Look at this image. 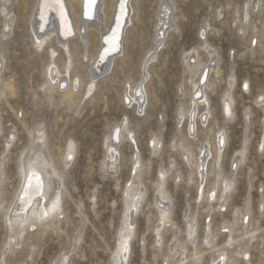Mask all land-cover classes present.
<instances>
[{
	"label": "rangeland",
	"instance_id": "374dc122",
	"mask_svg": "<svg viewBox=\"0 0 264 264\" xmlns=\"http://www.w3.org/2000/svg\"><path fill=\"white\" fill-rule=\"evenodd\" d=\"M4 1L0 0V9ZM64 1L75 28L74 13L77 19L81 10L79 8L72 11L69 2ZM117 1L99 0L98 7L96 6L98 13L90 23L92 28L82 31L86 39L84 43L81 42L83 44L79 48L82 55H75L74 68L83 74L86 81L89 64L83 49L87 47L86 52L90 58L98 59L102 46L99 32H109L115 20L113 18ZM132 1L127 3L126 8L129 7L130 10V7L134 6L132 10L136 12H131L134 14H130L134 17L133 21L127 31L124 30L126 33L123 36L121 53L113 59L111 65H105L106 68L104 66L100 77L95 76L97 90H94V97L84 101L81 110L76 111L59 103L57 95H54V101L46 97L48 92L43 81L47 55L37 50L31 38V24L39 0H9L7 6L12 15L16 16V22L11 39L3 43L0 41V57L5 58L1 73L3 82H0V116L3 125L0 159H4L8 154H3L5 138L12 139V135H15L16 145L4 162L5 181L0 189V264H57L66 252L71 254V264H112L126 210L124 189L129 181L128 186L132 183L133 156H138L139 153L145 164L142 168V183L148 193L141 212L133 218L135 236L131 241L128 264H175L182 261L180 254L191 258L184 264H196L195 250L188 243V226L184 217L187 211L198 223V244L201 252L199 264H212L213 256L218 257L216 253H205L202 258V250L207 251L208 248L202 246V237L206 224L209 223L212 233H216V243L222 245L220 248L226 247L228 250L227 261L232 258V261L237 260L236 264H245L248 260L251 264H264V109L256 104L264 95V43L259 44V37L264 33V0L260 3V8L255 5V11L250 9L251 6L248 7V0H172L176 8L173 12V24L176 27H165L166 34L162 46L152 60L150 56L156 46V21L163 0ZM100 8L102 10H99ZM248 13L250 18L246 20ZM242 18L244 25L248 24L245 35L241 34L244 26L239 29ZM49 20L48 30L52 29L51 17ZM3 23L0 11V39L4 30ZM205 42H208L218 57V62H213L212 65L219 63L221 70V75L215 77L214 88L208 90L212 116L207 126L216 131L225 127L227 140L223 145L224 157L221 160L220 172L222 180H234L232 189L227 193L228 202L221 210L215 209V212L207 208L206 202L202 204L201 196L198 198L196 176L190 181V173L193 170L190 162L182 156L181 151L176 152L173 148L182 138V132H187L188 128L187 118L183 116L184 110L191 104L187 57L192 51L196 54L199 50L202 60L207 59L201 50ZM148 60L150 69L146 77H149L144 80L147 91H142V108L139 111L143 112L139 115L136 108H133L134 105L125 104L124 97L129 94L130 86H138L142 82L143 62ZM61 62L62 60L59 62L60 66ZM81 63L85 67H79ZM9 80L16 85L15 93L5 87V82ZM191 80L194 81L195 78ZM246 80L249 84L248 90L242 88ZM232 83L233 89L229 85ZM228 90L233 92L235 113L233 121L225 122L221 96ZM127 118L129 129L136 134V141L133 139L119 143L116 160L120 168L118 173L114 174L104 166L106 161H110L107 159L109 154L105 146L106 140L114 130L121 133ZM38 126L47 131L44 155L53 158L58 164L59 174L63 175L62 222L58 225L57 221L52 219L46 226L55 225L57 228L53 227L50 231L44 226L39 229L31 227L29 230L28 224L25 229L29 230V240L16 247L15 253L11 255L7 244L13 245L14 241L9 239L10 231L6 218L10 205L17 199L21 188L20 164L32 157L30 150L38 143L32 144L26 129L32 130ZM199 126L202 130L207 127L204 124ZM155 137H160L161 140L159 149L162 153L158 156L152 155L154 145H150ZM205 137L213 144L218 142L214 133L203 134L202 131L198 137L191 140L197 145L198 141L204 140ZM71 141L74 143L73 161L65 168L61 159L65 157ZM244 146L247 148L244 162L238 165L239 167L233 166L236 152ZM194 153L197 158L199 149L194 148ZM171 157L175 160V167L169 175L167 190L172 198L171 218L177 224L178 234L175 237L172 231H162L163 240L158 241L156 228L159 222L157 209L153 205L154 188L161 168H172ZM212 157L208 159V169L219 170L212 163ZM179 172L183 178L176 181L174 176ZM212 176H208V181L204 184L206 192L213 189ZM222 180L219 183L221 192L225 187ZM248 196L251 206L250 223L247 226L244 225V222L248 223L247 217L244 221V212ZM2 201L4 205L1 204ZM238 208L240 210L236 214ZM237 216L241 219H237ZM225 224L227 227L234 224L232 236L235 240L239 238L231 246L228 245V228L225 229ZM249 231L257 232L254 233L257 238L251 245H247L248 238L245 236ZM175 245H186L187 251L184 252L180 248L174 250ZM245 250L249 251V257L244 258L238 254ZM4 253L6 257L2 259Z\"/></svg>",
	"mask_w": 264,
	"mask_h": 264
},
{
	"label": "bare ground",
	"instance_id": "6f19581e",
	"mask_svg": "<svg viewBox=\"0 0 264 264\" xmlns=\"http://www.w3.org/2000/svg\"><path fill=\"white\" fill-rule=\"evenodd\" d=\"M66 1L69 2L68 4H70L71 6L70 9H72V11L79 8L81 10V15L77 19H76L77 15L76 13H74L76 27L73 28L72 20L71 17L69 16L68 10H66L68 8L65 5L66 3L64 0H39V3H37L38 8L33 18V22L31 24V31H32L31 38H33L37 50L42 51L47 55L48 62L44 70L45 77L43 81L44 88L48 92L46 97L49 100L54 101L55 100L54 95H57L59 103L65 105L70 110L75 109L77 111L79 109L81 110V106L84 101L91 100L94 97L95 95L94 90L97 88V80L95 79L96 78L95 76L97 75L99 76L100 73L103 71L104 66L105 65L107 66L108 64L111 65L113 59H115V57L119 53H121L122 41L124 40L123 36L127 31L126 29L132 23L134 18L130 16L131 12L134 11L132 10L134 6L130 7L131 9L129 10L128 9L129 7L126 8V5L127 3L130 2V0L117 1L115 7L116 14L114 15L113 18L115 20L112 23L109 32L104 33L103 30L99 32V36L102 39L101 40L102 46L100 51L98 52V59L96 60L97 57L95 58L96 61L93 60V58H90L89 53L86 52L87 47H84L85 49H83V51L85 52V57L89 64L88 67L86 66L88 73V79L86 81L83 74L80 73L76 68H74L75 65L74 59L76 58L75 55L77 56L82 55L79 52V48L82 46V44L86 39V35H84L82 31L86 29L87 31H89L92 28L93 25H90V23L93 22V18L95 17V14L98 13V11H96L97 9L96 6L99 0H66ZM261 2L262 0H248L247 5L248 7L251 6L250 9L255 11L256 10L255 5L257 6V8H260ZM8 3L9 0H5L4 4L1 6L0 9L4 22L3 23L4 32L2 31L1 39H0L2 43L7 42L9 39H11L13 34V27L16 22V16L12 15L10 9L7 6ZM99 10L102 9L100 8ZM175 10L176 8L173 5L172 0L162 1L161 10L158 14V19L156 21V36H155L156 46L153 48V53L150 56L151 60L154 58V55L158 53L157 50L160 48V46H162V40H164L165 38L164 36L166 34L165 27L168 26V28L170 27L171 29L176 27L173 24L175 18L173 12ZM247 15L248 16L246 20L250 18V13H248ZM48 16L51 17L52 20L51 21L52 29L49 30L47 27L48 26L47 22L50 21L48 19ZM132 16H134V14ZM242 25L244 27L242 28L241 34L245 35L248 24L244 25L243 18L240 20L239 29L241 28ZM253 29L256 30L257 27H253ZM124 30H126L125 33ZM73 35L74 37H72ZM263 43H264V33L261 37H259V44L262 45ZM201 50L204 54H206L207 59L202 60L199 50H197L196 54L192 51V53L189 54V56L187 57V68L189 71L188 74L190 75V80H189L190 88L188 89V92L191 95L190 96L191 104L188 106L186 110H184L183 116L184 118H187L188 128H187V132L185 133L182 132V138L179 139V143L177 145H174L173 148L175 149L176 152L181 151L182 156L190 162V167L193 169L192 172L190 173L191 176L190 181H192L193 178L196 176V180L198 182V188H199L198 198H200L201 196L202 204L203 202H206L208 206L207 208L210 211L215 212V209L220 208L221 210V208H223L228 202L227 193L232 189L234 185V180L233 179L222 180V174L220 172L221 160L224 157L222 152L223 145L227 140L226 129L225 127H223L218 129V131H216L213 127L207 126L209 119L212 116V111L210 109L211 101L209 98L208 90L211 87L214 88L215 77L221 75L219 63L214 66L212 65L213 62L214 63L218 62L216 61L218 57L216 56V52L214 50L213 51L211 50V46L208 44V42H205L201 46ZM4 60L5 58L1 56L0 57L1 83L3 82L1 73L3 71ZM61 60H62L61 62L62 65L60 66L59 62ZM143 63L145 66L143 65L142 67V71H143L142 82L138 86H130V88L128 89L129 94L126 97H124L125 104L131 106L134 105L133 108H136L138 114L143 112V111H139L142 108L141 100L143 99V95L141 96V94L143 90H144L143 92L147 91L144 80L145 77L149 75V69H150L149 60ZM90 64L92 65L90 66ZM78 66L81 68H83V66L85 67V65H82V63L79 64ZM148 77H146V79ZM192 78H195V80L194 81L191 80ZM233 84L234 83L229 84L231 88L233 87ZM5 87L11 93H15L16 85L13 81L9 80L5 82ZM242 88L245 90L249 89V84L247 80L244 81V83L242 84ZM59 90H61V92ZM231 91L228 90L224 95L221 96V103H222L221 109L225 122L231 121L235 113L233 108L235 105V100H234L233 92ZM256 104L264 109V95L261 96L260 99L256 101ZM0 108H1V104H0ZM127 121L128 118L126 119L125 123L122 125L121 133H119L120 131L117 132L114 130V132H112L107 137L106 140L105 146L109 154L107 159H110V161H106L104 163V166L109 170L113 171L114 174H117L120 168V165L116 160L117 159L116 156L119 153L117 150V146L119 145L120 142L122 143L125 140L130 141L134 139L136 141L135 138L136 134L134 135V133L129 129L130 127ZM199 124H201V126L202 124H204V126L207 127L204 130H202V128L200 129ZM30 129L29 128L26 129L30 141L32 142V144H36L37 142L39 144L37 143V145L33 146L32 149L30 150V152L33 153L32 157H29V159L25 160L23 163L20 164V170L22 171L21 188L18 192L17 199L12 203V205H10L11 207L8 211L9 213L6 218L8 228L10 231L9 239L10 241L11 240L14 241L13 245H11L10 243L7 244L8 251L11 255L15 253L16 247H20L23 243L29 240L30 237L29 230L31 227H35L39 229L40 227L44 226L46 227L47 231H50L51 228L56 227L55 225H53L52 227L51 225L46 226V224L49 223L52 219H55L58 225L61 224L62 222L61 205L64 194L61 190L62 189L61 179L63 178V175L59 174L57 170L58 164L53 160V158H51V156H46L43 153L45 151L43 149H45V146L47 144L46 129L43 128L42 126H38L36 128H33L32 130ZM182 129L183 128H181V131ZM200 130L202 131L203 134L208 132L214 133L216 135L215 139H218V142L213 144L211 143V140L208 137H205L204 140L198 141L197 145L194 144V142L191 139L198 137L199 133L201 132ZM2 132H3V125L0 116V136ZM15 140H16L15 135H12V139H10V137L5 138V146L3 151L4 155L6 153L10 154L11 149L14 147V145H16ZM221 140L223 141V143H221ZM152 141L150 143V145H154L152 150V155L158 156L162 153V151L159 149V145L161 144L160 137L159 138L155 137L154 139H152ZM262 143H264V139L262 140ZM73 145L74 143L73 141H71V144L67 146V153L65 157L61 159V164L65 168L69 167L71 161H73L72 160L74 156ZM194 148H197L200 151V154L197 158L195 157ZM246 151L247 148L246 146H244L242 149L236 152V156L232 161L233 166L234 165L240 166V164L244 162ZM8 154H6L4 159L3 158L0 159V189L3 188V184L5 181L4 162ZM211 157L214 159L212 163L215 165V167L219 168V170L208 169V159ZM171 159H172V164H171L172 168L170 169L161 168L159 172L158 180L155 182V188H154L155 203L153 205L155 209H157V214H158L157 222H159L156 228V237L158 241L163 240L162 231L165 230L172 231V233L175 234V237H177L178 234L177 224H175L173 219L171 218L172 211L170 208L172 207L170 206L172 204V198L167 190V182L169 180V175L172 173L175 167L174 166L175 160L173 157H171ZM143 167H145V164L144 161L142 160V157L140 156V153L138 156L134 155L133 166L131 170V176L133 180L132 183L128 186V183L130 182L129 181L124 189V197H125L124 202H125L126 210L122 219V224L120 229L122 231L126 225L130 226L132 229L131 239L129 240L128 243V251L127 253L124 254V259L120 261V264H128L131 247H132L131 241L135 236L133 218L142 209L146 199V195L148 193V189L142 183ZM134 170H135V174L133 175ZM210 175H213L212 177L214 181V186L211 191L206 192L204 184L205 182L208 181V176ZM174 177L176 181L179 179L181 181L183 175L179 172V174H177ZM221 180L225 185L228 186L229 190L227 192L225 191V187L222 192L219 191L220 189L219 183ZM65 192L67 193L66 189ZM137 196L140 197L138 200L136 199ZM57 199L59 201L58 209L55 212H50L49 210L52 208L53 203L56 202ZM249 200H250V196H248L246 200V208L244 212V221L246 217L248 218V223L245 224L244 222V225L247 226L250 223L249 215H250L251 205ZM211 201L213 202L215 201L217 203L214 204ZM3 203L4 201H2L1 204ZM260 205L261 204H259V206ZM239 210L240 209L238 208L236 214L239 212ZM45 213L48 214L45 215ZM238 216L237 219L239 218ZM184 217L187 221V226H188L187 227L188 239H189L188 243L191 246H193L195 250V254H196V257L194 259L195 263L199 264L201 260V256H200L201 252L198 244V238H199L198 223L196 222V219L190 217L188 211L185 212ZM239 222L241 223V221ZM28 224H29V230H26L25 227ZM226 224H225V229L228 228L227 233L229 237L228 245L231 246L232 243L238 240L239 238L235 240V238L232 236V232H234L233 229L235 227L234 224L230 225L229 227H227ZM206 226L207 227L205 228L206 230L204 236L202 237V246L205 245L208 248L207 251L202 250V258L204 257L205 253H212V254L216 253L218 254L217 255L218 257L215 258L213 256L212 264H236L237 260L235 261L234 259L235 261L234 262L232 261L233 259L231 257L230 258L232 260L231 259H228V261L226 260V258L228 257V250L225 249L226 247L220 248L222 245L220 246L218 243H216L217 236L215 235L216 233L215 234L212 233L211 224L210 223L208 225L206 224ZM121 231L119 233L117 250L116 252H114L112 264H116L114 257L120 246ZM254 233L250 231L245 233V236L248 238V240L246 241L247 245L248 244L251 245L252 241L257 238L256 235H255L256 237L254 236ZM262 243H264V240L262 241ZM77 245H78V241L76 240L75 247H77ZM178 248H180L184 252L187 251L186 245L173 246L174 250H177ZM5 253L2 259H5L6 257ZM238 254H240L244 258L250 256L249 251L247 252L246 250L245 252L242 251V253H238ZM70 255H71L70 253L66 252L62 256V258H60L57 264H71L69 262ZM180 255L182 261L180 262L178 261L175 264H184L186 263V261L191 259L185 256L184 254H180ZM217 260L219 261L217 262ZM245 262H246L245 264H251L249 260Z\"/></svg>",
	"mask_w": 264,
	"mask_h": 264
},
{
	"label": "snow or ice",
	"instance_id": "6c2138e0",
	"mask_svg": "<svg viewBox=\"0 0 264 264\" xmlns=\"http://www.w3.org/2000/svg\"><path fill=\"white\" fill-rule=\"evenodd\" d=\"M221 143H223V141L221 140ZM71 158V157H69ZM229 190L228 186L225 185V191L227 192ZM140 197L137 196L136 199L138 200ZM59 206V201L57 199L56 202L53 203L52 208L49 210L50 212H55L58 209ZM48 213H45V215H47ZM166 216V214H165ZM131 227L130 226H125V228L121 231V240H120V246L119 249L117 251V253L115 254V261L116 264H120V261L122 259H124V254L127 253L128 251V243L129 240L131 239Z\"/></svg>",
	"mask_w": 264,
	"mask_h": 264
}]
</instances>
